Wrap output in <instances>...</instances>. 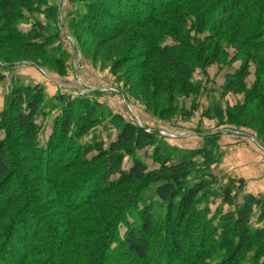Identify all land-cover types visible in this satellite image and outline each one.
<instances>
[{
    "label": "trees",
    "instance_id": "1",
    "mask_svg": "<svg viewBox=\"0 0 264 264\" xmlns=\"http://www.w3.org/2000/svg\"><path fill=\"white\" fill-rule=\"evenodd\" d=\"M49 1L0 0V32L8 42H23L15 57L26 58L24 52L44 55L45 47L57 40L56 35L43 37L39 22L30 31L16 28L29 13L54 19ZM95 1L98 8L111 10L125 29L138 28L137 41H146L154 55L172 66L173 91L186 94L191 87L196 54L210 49L206 58L212 59L218 50L219 25L214 33L205 32L210 21L206 6L189 14L186 0ZM224 1L217 5L228 12L231 6L221 8ZM101 16L97 9L90 20ZM186 17L198 19L192 29L205 36L204 46L182 31ZM245 67L246 61L230 75L243 77ZM43 90L40 84L16 86L0 110V264H159L157 257L163 264H264V227L251 221H264V196L244 193L243 179L216 171L221 157L212 149L219 136L204 138L209 150H178L160 143L154 132L118 119L116 135L107 144L95 137L82 142L99 124L97 115H71L73 105L63 95L54 96L49 107ZM255 94L260 101L249 110L259 105L264 124V89ZM82 101L76 98L73 104L84 108ZM58 107L63 112L53 116ZM49 116L54 118L51 132L41 144L40 119ZM259 130L253 128V133L263 146L264 128ZM148 148L152 168L138 155ZM217 197L233 209L209 215V203ZM192 235L195 243L187 245L183 240ZM14 239L21 247L18 252Z\"/></svg>",
    "mask_w": 264,
    "mask_h": 264
},
{
    "label": "rangeland",
    "instance_id": "2",
    "mask_svg": "<svg viewBox=\"0 0 264 264\" xmlns=\"http://www.w3.org/2000/svg\"><path fill=\"white\" fill-rule=\"evenodd\" d=\"M186 1L190 4L189 14L194 13L195 8L201 13L202 7L206 6L210 19L206 33L212 34L219 25V32H215L218 50L212 52V59L206 58L210 49L204 54H196L190 70L191 87L186 94L171 90L172 66L154 55L146 41H137L138 28L125 29L115 20L111 10L105 6L98 8L95 0H51L47 4L55 10L54 19L49 20L42 12L29 13L27 20L16 25L18 31L26 32L39 22L45 29L41 33L43 37L56 35L57 40L45 47L44 55L23 51L26 58L15 57L22 53L23 42H8L6 33L0 32V76L3 77L0 110L4 109L16 86L40 84L47 106L53 104L54 96L63 95L73 105L71 115H87V112L89 116L97 115L99 124L81 139L82 142L95 137L107 144L116 135L118 119L154 132L160 143L170 144L178 150L202 147L209 150L212 146H206L204 138L219 136L212 149L215 157H221L214 165L216 171L246 181L244 193H247L251 181L245 176L257 173L264 176V167H260L264 165V145L247 137L251 135L255 139L253 128H264L259 105L257 109L249 110L260 101L255 93L264 89V0H240L238 4L233 2L235 0L224 1L221 8L231 6L228 12L219 10L221 4L218 6L217 3L220 0ZM97 9L102 10L105 17L90 20V15ZM191 18L184 19L182 31L199 39L204 46L207 43L205 36L192 29L193 22L198 19L193 21ZM83 25L90 29H82ZM245 61V75L233 78L230 74ZM226 83H229L228 87L224 88ZM76 98L83 100L80 103L86 107L74 105ZM58 109L54 110L53 116L63 112L62 108ZM53 116L40 119L43 126L39 134L41 144L50 135ZM260 132L264 137V131ZM138 155L150 168L155 166L152 149L148 148L146 154L138 152ZM70 157L71 154L65 159ZM150 195L151 190L146 192L147 200ZM208 207L209 215L217 211L224 214L233 209L220 197L210 201ZM251 221L254 227H264V221L257 222L255 217ZM16 233L27 237L22 231ZM192 233L189 231V235ZM191 237L193 239L185 236L183 241L187 245L190 240L195 243L194 236ZM17 241L13 240L16 252L21 248ZM156 259L163 264L161 257Z\"/></svg>",
    "mask_w": 264,
    "mask_h": 264
},
{
    "label": "crops",
    "instance_id": "3",
    "mask_svg": "<svg viewBox=\"0 0 264 264\" xmlns=\"http://www.w3.org/2000/svg\"><path fill=\"white\" fill-rule=\"evenodd\" d=\"M253 157H254V154H253ZM258 158H260V160H261V157H258ZM260 167H264V165H261ZM261 170H263V169L261 168ZM240 174H242V173H240ZM243 176H245V175H243ZM238 177H240V175ZM245 177H246V179L249 177V179L251 181V184L248 183L249 186H247V188H248L247 193L248 194H252L255 196H257L258 194H264V176H261L260 173H257V174H252L251 176H245ZM233 178H235V177H233ZM244 183L246 186V181ZM245 186H244V188H245Z\"/></svg>",
    "mask_w": 264,
    "mask_h": 264
},
{
    "label": "water",
    "instance_id": "4",
    "mask_svg": "<svg viewBox=\"0 0 264 264\" xmlns=\"http://www.w3.org/2000/svg\"><path fill=\"white\" fill-rule=\"evenodd\" d=\"M158 131H159V130H158ZM247 137H249L250 139H252L253 142L257 143L253 136H251V135H247Z\"/></svg>",
    "mask_w": 264,
    "mask_h": 264
}]
</instances>
